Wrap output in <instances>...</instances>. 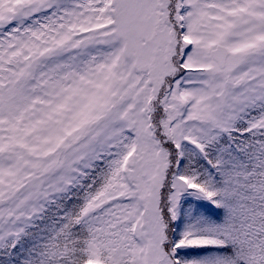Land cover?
Wrapping results in <instances>:
<instances>
[{
	"label": "snow or ice",
	"instance_id": "obj_1",
	"mask_svg": "<svg viewBox=\"0 0 264 264\" xmlns=\"http://www.w3.org/2000/svg\"><path fill=\"white\" fill-rule=\"evenodd\" d=\"M0 264H264V0H0Z\"/></svg>",
	"mask_w": 264,
	"mask_h": 264
}]
</instances>
